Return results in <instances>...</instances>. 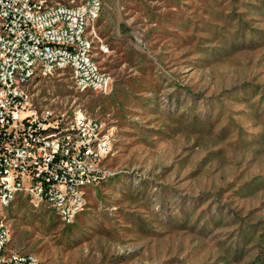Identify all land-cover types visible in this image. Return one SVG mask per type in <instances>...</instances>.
I'll list each match as a JSON object with an SVG mask.
<instances>
[{"label": "rangeland", "instance_id": "obj_1", "mask_svg": "<svg viewBox=\"0 0 264 264\" xmlns=\"http://www.w3.org/2000/svg\"><path fill=\"white\" fill-rule=\"evenodd\" d=\"M94 31L106 95L66 72L32 91L103 118L114 169L65 233L18 196L7 248L38 264H264V0H102Z\"/></svg>", "mask_w": 264, "mask_h": 264}, {"label": "built area", "instance_id": "obj_2", "mask_svg": "<svg viewBox=\"0 0 264 264\" xmlns=\"http://www.w3.org/2000/svg\"><path fill=\"white\" fill-rule=\"evenodd\" d=\"M101 6L102 0H0V264H38L30 253L7 248L4 207L22 196L71 223L81 188L114 169L105 164L111 126L103 118L79 107L59 110L32 91L37 81L66 72L78 92H109L110 75L93 58L109 51L94 31Z\"/></svg>", "mask_w": 264, "mask_h": 264}, {"label": "bare ground", "instance_id": "obj_3", "mask_svg": "<svg viewBox=\"0 0 264 264\" xmlns=\"http://www.w3.org/2000/svg\"><path fill=\"white\" fill-rule=\"evenodd\" d=\"M95 41H91V49H94V45H93V43H94ZM97 42H99V41H97ZM97 48H99V45H97ZM103 134V133H102ZM108 136H110V135H108ZM108 142H107V149H108ZM109 172V171H108ZM107 175V172H103V173H100V174H98L97 176H95L94 177V184L96 185V184H98L99 182H101L103 179H104V177ZM88 187V186H87ZM86 187H82L81 188V190H80V192H79V208H80V210H81V206H80V199H81V197H82V194H83V191H84V189H85ZM29 200L30 201H37V194H29ZM74 217H75V212H74ZM74 219V218H73ZM73 219H72V221H73ZM71 221V222H72ZM30 257L35 261V259L33 258V256L32 255H30ZM36 262V261H35Z\"/></svg>", "mask_w": 264, "mask_h": 264}, {"label": "trees", "instance_id": "obj_4", "mask_svg": "<svg viewBox=\"0 0 264 264\" xmlns=\"http://www.w3.org/2000/svg\"><path fill=\"white\" fill-rule=\"evenodd\" d=\"M103 183V182H102ZM74 226L73 223H68V224H64L62 231L65 233V231H70L72 229V227ZM107 232V230L105 231ZM69 235H66V237H68Z\"/></svg>", "mask_w": 264, "mask_h": 264}, {"label": "crops", "instance_id": "obj_5", "mask_svg": "<svg viewBox=\"0 0 264 264\" xmlns=\"http://www.w3.org/2000/svg\"><path fill=\"white\" fill-rule=\"evenodd\" d=\"M114 32H115V36H116V37H118V36H119V33H118V31H114ZM80 212H81V211H80ZM78 214H79V213H77V214L75 215L74 219L76 218V216H77ZM74 219H73V221L71 222V223H73V224L75 223L76 219H79V220H81V219H80V218H78V217L75 219V221H74ZM106 230H107V229H106Z\"/></svg>", "mask_w": 264, "mask_h": 264}]
</instances>
